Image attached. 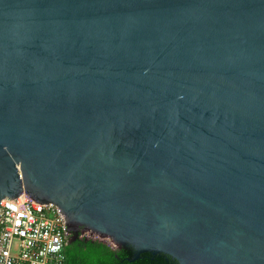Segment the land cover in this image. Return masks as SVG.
Here are the masks:
<instances>
[{"label":"water","instance_id":"1","mask_svg":"<svg viewBox=\"0 0 264 264\" xmlns=\"http://www.w3.org/2000/svg\"><path fill=\"white\" fill-rule=\"evenodd\" d=\"M22 191L130 261L264 264V0H0V200Z\"/></svg>","mask_w":264,"mask_h":264},{"label":"built area","instance_id":"2","mask_svg":"<svg viewBox=\"0 0 264 264\" xmlns=\"http://www.w3.org/2000/svg\"><path fill=\"white\" fill-rule=\"evenodd\" d=\"M70 235L58 205L24 191L0 200V264H66Z\"/></svg>","mask_w":264,"mask_h":264},{"label":"trees","instance_id":"3","mask_svg":"<svg viewBox=\"0 0 264 264\" xmlns=\"http://www.w3.org/2000/svg\"><path fill=\"white\" fill-rule=\"evenodd\" d=\"M132 256L133 247L130 245L115 248L93 237L83 236L65 247L66 264H178L164 253L144 252L139 258L130 261Z\"/></svg>","mask_w":264,"mask_h":264},{"label":"rangeland","instance_id":"4","mask_svg":"<svg viewBox=\"0 0 264 264\" xmlns=\"http://www.w3.org/2000/svg\"><path fill=\"white\" fill-rule=\"evenodd\" d=\"M85 236V237H93V238H98L99 239V236L93 234V233H90V232H86V231H83V232H80L79 233V236ZM105 242H108L109 244H111L112 246L115 247L114 243H112V241H109L108 239L104 240ZM116 248V247H115Z\"/></svg>","mask_w":264,"mask_h":264},{"label":"flooded vegetation","instance_id":"5","mask_svg":"<svg viewBox=\"0 0 264 264\" xmlns=\"http://www.w3.org/2000/svg\"><path fill=\"white\" fill-rule=\"evenodd\" d=\"M82 237H83V235H81V236H79V237L75 238V239H74V240H72V241L74 242V241H76V240H78V239H80V238H82ZM72 241H71V242H72ZM71 242H70V243H71Z\"/></svg>","mask_w":264,"mask_h":264}]
</instances>
